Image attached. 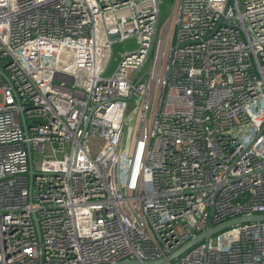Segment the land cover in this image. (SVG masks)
Segmentation results:
<instances>
[{"label": "built area", "instance_id": "built-area-1", "mask_svg": "<svg viewBox=\"0 0 264 264\" xmlns=\"http://www.w3.org/2000/svg\"><path fill=\"white\" fill-rule=\"evenodd\" d=\"M160 11L0 0V264H264V0Z\"/></svg>", "mask_w": 264, "mask_h": 264}, {"label": "rangeland", "instance_id": "rangeland-1", "mask_svg": "<svg viewBox=\"0 0 264 264\" xmlns=\"http://www.w3.org/2000/svg\"><path fill=\"white\" fill-rule=\"evenodd\" d=\"M174 0H161V11H160V17H159V25H161L170 14V10L172 9ZM136 46V40L134 38H129L126 41H116L113 44V54L111 57V60L108 64V67L105 71V75L110 76L114 73L116 68L118 67L123 54L126 50H131L135 48ZM151 65V58H149L146 63L144 64L143 70H147ZM137 97V96H136ZM128 114L133 117L135 114V108L133 103L130 104L129 112ZM133 126V120L130 119L128 122V132L127 137L130 134L131 128Z\"/></svg>", "mask_w": 264, "mask_h": 264}, {"label": "water", "instance_id": "water-1", "mask_svg": "<svg viewBox=\"0 0 264 264\" xmlns=\"http://www.w3.org/2000/svg\"><path fill=\"white\" fill-rule=\"evenodd\" d=\"M252 220H260V221H264V214H258V215H252V216H241V217H237V218H234V219H231V220H228L226 222H223L215 227H213L209 233L206 232V233H203L201 234L199 238H203L205 237L207 234H214V233H217L223 229H226L227 227L231 226V225H234L236 223H239V222H245V221H252ZM190 245V243H188L187 245H185L183 247L184 248H187L188 246ZM175 254H172L170 257H173ZM169 257V258H170ZM163 260L162 259H159V260H147L145 261L144 263L145 264H160L162 263ZM142 262L138 259H132V260H119L117 262H114V263H109V264H141Z\"/></svg>", "mask_w": 264, "mask_h": 264}]
</instances>
